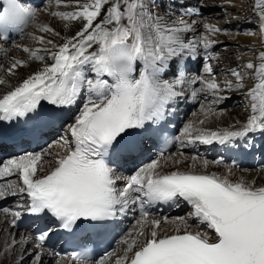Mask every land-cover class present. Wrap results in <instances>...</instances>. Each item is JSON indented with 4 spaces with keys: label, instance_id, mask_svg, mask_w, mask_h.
<instances>
[{
    "label": "snow or ice",
    "instance_id": "snow-or-ice-1",
    "mask_svg": "<svg viewBox=\"0 0 264 264\" xmlns=\"http://www.w3.org/2000/svg\"><path fill=\"white\" fill-rule=\"evenodd\" d=\"M53 3L71 10L51 11ZM159 7L156 0H49L43 12L64 22L65 29L78 23L73 35L64 36L39 23L42 11L24 0L0 2V41L31 24L34 31L28 35L37 45H17L27 59L13 57L0 75V138L4 122L16 136L35 142L63 132L56 141L61 151L53 153L49 145L3 163L0 178L15 175L18 183L9 181L11 191L0 189V199L21 194L31 214L49 216L67 230L103 227L138 206L135 235L129 232L122 240L124 256L114 264H264V183L232 179L231 168L208 173L207 160L199 170L197 156L186 170L176 167L183 161L172 160L174 170L165 172L170 158L163 153L127 178L119 174L122 162L144 156L148 142L155 144L163 133L168 110L183 94V63L200 49L207 52L223 31L204 24L197 33L184 19L193 9L169 15L171 8L162 14ZM255 7L264 32V0ZM189 33L195 38L189 39ZM204 60L205 76L193 81L200 85L193 96L209 94L215 103L227 98L220 92L244 88L240 70H229L235 84L225 79L221 86L207 62L211 56ZM31 61L38 62V69L21 77L18 70ZM244 69L254 70L255 80L244 92L247 120L221 130L198 127L204 119L189 122L176 139L225 145L264 133V51L257 64L249 61ZM201 111L205 118L214 115L210 107L202 105ZM158 203L184 204L189 211L186 217L150 219L146 206ZM48 234L40 233L36 249ZM26 242L12 239L10 244L23 247ZM70 259L86 264L87 253L72 252ZM34 264H41L39 252Z\"/></svg>",
    "mask_w": 264,
    "mask_h": 264
},
{
    "label": "bare ground",
    "instance_id": "bare-ground-1",
    "mask_svg": "<svg viewBox=\"0 0 264 264\" xmlns=\"http://www.w3.org/2000/svg\"><path fill=\"white\" fill-rule=\"evenodd\" d=\"M159 1H161V0H156V2H159ZM220 1H221V3H218L217 5L219 7H223L222 9H224V10H225V6H223V3L222 2H226V1L227 2L229 1L230 2V1H233V2H235L237 4L239 3V6H232V8L234 10H237L238 12H242V15H238V17L241 20H251V18L254 17V14H256V11H257L256 7H255L254 12H250V10L244 11V9H242V7H249L248 5L246 6V2L248 3V0H242L240 2H238L237 0H225V1L220 0ZM220 1L218 0V2H220ZM255 2L257 3V0H255ZM44 3H45L44 0H39L38 1V4L36 5V7H34V9L41 10L42 7H43V5H44ZM177 4H179V3L175 2V5H177ZM207 4H208L207 6H202L201 5L199 7H206V9L208 10V9H210V6H213V7L216 6L215 0H207ZM255 6H256V4H255ZM199 7L196 8L194 6L193 8H186L185 10L184 9H182V10L180 9L182 12H180L179 14H185L187 9H193V10H195V12L193 11V13H191V14L184 15V19L188 21L189 19H191L195 15L201 14V8H199ZM165 10H166L165 8L159 9V11L162 14L165 12ZM180 10H177V11H180ZM196 10H197V12H196ZM244 12H247V13H244ZM173 13L178 14L176 11H172V12L169 13V15H172ZM58 20L59 19L54 18V17H52V16H50L48 14H44L43 18H41V19L38 18V22L39 23H47V24L53 26L56 30L61 31L62 35H64V36H71V35H73L74 32L78 28V23L74 22L72 24V27L73 28L76 27V28L73 29V30H71V33L69 35H67L66 32H68V30L70 31L71 27H69L68 29H65L64 28V24H60L62 21L61 22L59 21L60 22L59 23ZM200 21H201V17L199 16V18L197 17L196 19H194V22L195 23L191 24L192 27L195 29V31L197 33L200 32V29L201 28H200V25L197 26L196 23L199 22V24H200ZM30 27H31V25H30ZM29 28L26 29V31L29 30V33L34 31V27L33 26L30 29ZM188 38L189 39H194L195 36H194L193 33H189L188 34ZM221 44H223L222 41L221 40H218V45H221ZM255 44H257V43H255ZM3 45L4 44L0 41V54L6 55V57L8 56L9 57V61L7 60L6 61V64L4 66L0 65V75L3 74V69H6L9 66L10 61H11V59L13 57L20 58V59H27V54L23 53L20 49H18L16 47L17 45L11 48L13 50L8 55H7L8 48L7 47H3ZM215 48H216L215 46H212L211 48H209L207 50V52H205V50H203V49H200L199 50V53H198V55L196 56L195 59H188V60H186L183 63L182 66H184L186 68L187 67V63H189V61L191 62L190 65H191V69L192 70H193L192 64H194V63L197 64V65H199V63H203L202 64V66H203L204 63L206 62L204 60V56L205 55H209V56H211V60L210 61H207V62L212 64L213 71L217 74L216 76L218 77V79H216V82L219 83L221 86H223L225 79H230V80L233 81V84H235V78L231 76L230 71H229L230 69H234L235 68L234 65H233L232 60L228 59L226 56L225 57L224 56L223 57L219 56L221 54L218 53V51H216ZM257 48H258L257 56H255L256 58L253 57L254 59H256V63H257V57H258L259 52L264 51V38H263V40H261V41L258 42ZM250 59H251V57H250ZM252 59H251V61H252ZM246 61H248V60H246ZM37 69H38V62L31 61V62H29V66L28 67H26V68H20L18 70V73H19V75L21 77H24V76H27L29 73H31V72H33V71H35ZM189 75H192V74H189ZM191 77H194V78L191 79ZM197 77H198V75H196V74H194L192 76H188V74L185 72V83L180 86V89H181V91H182L183 94L181 95V97L176 102L173 103L172 107L168 110V112L166 114L171 120L175 121L177 124H182L181 125V128H180V132L181 133H182L183 127L185 126V122L183 124V118H184L183 113L184 112H181V114H178L179 112H177L178 101L181 98L184 101L187 96L192 95L193 90L195 89L193 87V84H194L193 81ZM219 94H222L221 97H227L226 99H228V97H230L231 95H239V96H242L243 95L244 96L243 90H239L238 88H233L232 90H225V91L220 92ZM195 96L197 98H199V99L202 97V95H200V93H197ZM218 116H219V120H218L217 127H212V124L211 123L209 124V120L206 121L204 119V121H206L205 122L206 126L204 128L205 129H209V130H221V129L229 128L230 126L236 124L237 121H239L241 123L242 122H245L247 120L248 116H249V111L245 107L243 108V110L238 109V107H237V109L236 108H232L231 110H228L227 111V114H225V115L224 114H222V115L219 114ZM222 116H225V117H222ZM224 118H225V120H224ZM254 139H255V141H261V144L264 143V141H262L264 139V133H261V132L257 131L256 132V136H255ZM180 142H181V140H180ZM197 143H198L197 144L198 145V148L197 149H193V145L194 144L186 145L185 142H183V143L180 144V149L182 150L181 151L182 153H183V150L184 151L185 150H188V149L189 150H195V152L197 153L196 155H198V157H200L198 159V161H197V167H198L199 170H203L200 167L201 162L203 160H207L209 162L208 167H207V172L208 173L215 172L217 174H223L229 168H231L232 173H233V175L231 177L232 179H236V178H239V177H243V178H245V179H247L249 181L255 179L256 180V183H258V184L264 183V167L261 170H259V171H248V170H245L248 173L247 172H244L243 173L241 169L232 168L230 165L223 166V164H221V163L217 164L215 162L216 161H219V159L217 157V154H215V150L218 147L219 143L218 142H214L212 144H207V145L206 144H201L199 142H197ZM59 149H60V147H59ZM199 150H201L202 152H200ZM192 156H194V155H192ZM164 157H168V155L167 156H164ZM191 157L188 156V159L186 158L187 159V162L185 164L180 163L176 167H178L181 170H186L187 168H189L192 165ZM182 159L183 158H180V157L178 158V160H182ZM172 168H174V167H172ZM163 171L167 172V171H170V170L166 166L163 169ZM13 179H14V181H17L18 180V178L15 175H14V178ZM22 201H23V198H19L18 199V203H15L13 205V207L10 208L9 214L10 213H15L17 211V209L21 207ZM180 206H186V205L181 204ZM5 217H6V214L0 213V242H1V245H2L3 249L6 251V254H7L6 256H7L8 261H10L12 264H15L16 263V260L19 257L16 258L14 256V254H13L14 250L16 249V250L19 251L18 254H22L21 253L22 252V249L25 248V247H28L29 250L32 251V252H36V253L39 252L40 256H42V255H50V257L52 259H54V256L55 255L52 254L50 251L45 250V249H42V248L36 249V247H35L36 241H35V239L30 234H28V233H21V232L17 231L16 229L11 228L9 225H5L6 222H7V221H5V219H6ZM167 217L173 218V217H176V216H173V217L167 216ZM164 226H167L168 227L169 225H163L162 227H164ZM22 238H26L27 239V242L23 245V247H21L19 244H16V245H11L10 244V242H11L12 239H15L16 241H20ZM31 244L32 245L34 244V247ZM28 253H29V251H28ZM122 256H124V253L121 254L119 257H122ZM57 261L59 262V264H72V262L68 258V256H61L58 260H56V262ZM58 262H57V264H58ZM114 262L102 263V264H114Z\"/></svg>",
    "mask_w": 264,
    "mask_h": 264
},
{
    "label": "rangeland",
    "instance_id": "rangeland-1",
    "mask_svg": "<svg viewBox=\"0 0 264 264\" xmlns=\"http://www.w3.org/2000/svg\"><path fill=\"white\" fill-rule=\"evenodd\" d=\"M223 1H225V0H223ZM237 1L240 2L242 0H237ZM44 2L45 3L41 9L42 14L39 16L40 19L43 18L44 14H48L47 12H43V9H44L45 5L48 4L49 0H44ZM175 2H177L179 4L175 5ZM215 3H216V6H215L216 8L213 6H210V9L207 10L206 7H199L201 5L207 6L208 5L207 0H196V1L195 0H161V1L157 2V4L160 6L159 9L165 8L167 10V9L172 7L171 8L172 11H176L178 14L180 12H182L181 11L182 9L185 10L186 8H193L194 6L196 8L199 7V8H201V14H197L194 17H192L191 19H189L188 20L189 24L195 23L194 19H196L197 17L199 18V16H200L201 17L200 24H199V22L196 23L197 26L200 25V28H201L200 32L204 31V28H203L204 24H212V25H215L216 27L221 28L223 30L222 32L218 33L214 38L217 41L221 40L223 44L218 45V43H216L213 46H215L216 47L215 50L221 54L219 56H221V57L226 56L228 59L232 60L233 65L235 67L234 69L240 70L241 74L245 75V80L243 81L244 88L243 89L238 88V89L243 90V92H246L248 89H250L254 85L255 80H254L253 75H252L253 70L244 69V65L247 62L251 61V59L253 57L256 58L255 56H257V52H258L257 44L259 41L263 40L264 32H262L260 27L258 26L259 25V19H258V16L256 14H254V17H252L251 20H241L238 17V15H242V12H238L237 10H234L232 8V6H239V3L237 4L233 1L222 2L223 6H225V10L222 9L223 7H219L217 5L218 3H221V1L218 2V0H215ZM255 4H256L255 0H248V3L246 2V6L248 5L249 7H242V9H244V11L250 10V12H254ZM50 10L51 11H56V10L68 11L70 9H66L63 7L57 8L56 5L53 3ZM177 10H180V11H177ZM194 12H195V10H194ZM196 12H197V10H196ZM244 13H247V12H244ZM48 15H50V14H48ZM59 21L60 20H58V22ZM60 24H64V22L63 23L61 22ZM31 27H32V25H31ZM70 27H71L70 31L68 30V32H66L67 35H69L71 33V30L76 28V27L73 28L72 25ZM28 33H29V31H28ZM19 41L20 42L17 43L16 45H19L20 48H23L25 46L30 47V48H35V46H36V43L31 39V37L28 34H26L25 36L23 35ZM255 43H257V44H255ZM16 45H11V47H14ZM9 49H11V48H9ZM12 50L13 49L10 50L9 54L12 52ZM0 57H1L0 58V65L4 66L6 64V61L7 60L9 61V57L8 56L6 57V55H2V54H0ZM250 57H251V59H250ZM2 58L4 60H1ZM254 58L252 59V62L254 64H257L256 59H254ZM246 60H248V61H246ZM202 64L203 63H199V65H197L198 68L200 67L199 70L197 69V70L191 71V73H188V71L192 70V69L191 68L188 69L186 72L188 74V76H192L195 73H196V75H198V77L199 76H205V73L203 71L204 65L202 66ZM189 74H192V75H189ZM216 75L217 74L215 73V77H216L215 79H218V77ZM193 78L194 77H191V79H193ZM194 84H196V88L200 87L199 83H194ZM194 84H193V87H194ZM200 95H202L203 98L201 97L200 98L201 101L198 102L197 106H195L193 109H191V111H189V113L186 115L185 125L189 122L196 123L201 119H205L206 121L209 120V124L211 123L212 127H217L218 120H219V116H218L219 114L225 115V114H227V111L231 110L232 108L237 109V107H238V109H241V110H243L244 107L246 108V100H245V97L243 95L242 96L231 95L230 97H228V99H221L215 103L211 102L212 101L211 95H209V94L207 95L205 93H200ZM206 95L209 98H207ZM219 95L222 96V94H219ZM202 105L205 107H210L213 110L214 115H209L207 118H205L204 115H202L203 113L201 111ZM222 117H225V116H222ZM224 120H225V118H224ZM205 122L203 125H199L197 123V126L204 128L206 126ZM61 135H63V133L57 134L55 140L51 144L52 145L51 151L53 153L61 151V148L59 149L60 146L56 143V141L59 140ZM186 144H187V142H186ZM197 144L198 143L193 145V149L198 148ZM199 151L202 152L201 150H199ZM181 153H182L181 150L179 151L176 149V151L173 154L168 156L170 158L168 161V164L170 166L167 164V167L169 170H174V168H172V167H174L172 160H178V158L180 157V158H183L181 161H183L182 163L185 164L187 162L188 156H190V157L192 156L191 151H186V150L184 151L183 150V153H182L183 155H181ZM242 172L244 173L247 171H242ZM187 213H188V211L184 212L182 214V216H187ZM6 221H7L6 223H8V220H6ZM164 228H167V229L169 228V230H170L171 225H169L168 227L164 226ZM32 246L34 247V244ZM124 247H125V245L122 246L120 253H122L124 251ZM28 251H29V253H28ZM18 253H19V251L16 249L13 252V254L16 258L19 257L18 258L19 260L17 259L15 264H34V261H35L34 255L35 254H34V252L30 251L28 247H25L22 249V252H21L22 254H18ZM6 255H7L6 251L3 249L1 242H0V264H12L10 261H8ZM21 257H23V258L21 259ZM40 257L42 258L40 260L41 264H57V262H58V261L56 262V260L52 259L50 257V255H42ZM58 264H59V262H58Z\"/></svg>",
    "mask_w": 264,
    "mask_h": 264
}]
</instances>
